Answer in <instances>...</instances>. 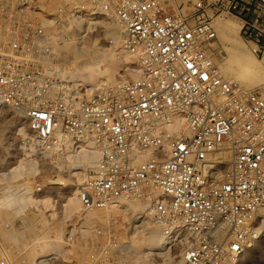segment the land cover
Wrapping results in <instances>:
<instances>
[{"label":"built area","instance_id":"1","mask_svg":"<svg viewBox=\"0 0 264 264\" xmlns=\"http://www.w3.org/2000/svg\"><path fill=\"white\" fill-rule=\"evenodd\" d=\"M13 1L2 5L0 109L22 119L38 143L78 135L96 141L99 157L79 186L83 207L155 188L161 196L153 221L166 236L183 227L167 239L159 264H237L264 208V88L243 91L220 77L208 42L216 36L213 20L230 16L248 51L261 58L264 0H114L141 77L81 96L46 75L52 36L73 23L72 7L60 3L48 27L50 16L18 11ZM93 7L94 0L82 5L92 20ZM171 111L182 114L187 133L166 151L161 125Z\"/></svg>","mask_w":264,"mask_h":264},{"label":"bare ground","instance_id":"2","mask_svg":"<svg viewBox=\"0 0 264 264\" xmlns=\"http://www.w3.org/2000/svg\"><path fill=\"white\" fill-rule=\"evenodd\" d=\"M15 2L13 1V6L18 11H24L41 18L50 16V18H46L48 21L42 19L46 22V24L43 23V26L48 27V23L55 22V18L51 15H56L57 12L55 11L60 7L58 6L60 3L66 2L72 7L74 21L71 25L67 27L65 25L64 28L60 29V36H52L54 52L47 58L46 75L56 85H62L70 90H77L81 96L82 93H95L104 88L114 87L126 82V77L119 74L121 71L129 75V81L140 79V57L138 54L131 52L128 46L125 30L116 17L114 0H110L108 3L109 13L103 11L110 19L103 45L96 43L94 40L89 44L87 43L88 45L85 43L89 36L85 33L86 28L92 26V30H94L95 24L94 11L91 14L93 20L86 13V9L85 12L82 11V5L86 7V0H57L53 6L49 5L50 0H23L22 2L18 0ZM35 10L41 12H35ZM211 25L217 33L221 46V50L212 57L220 77L237 83L243 91L252 90L256 87L264 88V55L257 60L248 53L239 39L240 24L217 17ZM57 55L62 58L61 64L57 60ZM57 61L58 64L53 65ZM161 128L165 136L168 137L164 140L166 151L169 150L170 144L175 139L187 133L185 120L179 111L168 113L162 122ZM29 135L30 145L26 147L27 149H24L37 158L20 161L11 169L0 174V211L7 210L10 214L20 215L32 205L31 186L14 184L18 183L24 176L37 174L38 170L33 160L38 161V157L45 156L53 161L52 163L56 168L67 172V177L75 178L73 186L70 187L71 194H69L70 196L67 198L65 205L67 216L72 213L80 214L82 224L86 227L91 225L118 227V218H121L120 225L127 222L128 225L122 227L124 231L122 237L120 236V239L126 240L120 244V251L124 253L127 261H137L141 264L138 261L145 260L147 256L152 254V251H166L167 239H172L177 231L183 229L182 226H179L170 235L166 236L153 221L152 208L155 201L161 196L159 190L155 188H150V193L145 197H118L111 200L103 208H84L79 196L81 191L79 186L82 184L80 182L85 178L88 170L90 169L91 172L94 169L99 157V146L96 141L88 135H78L75 138H64L63 136L53 143L41 144L35 141L30 130ZM149 153L150 150L142 152L137 160L144 161L149 157ZM223 158L224 161H228L225 154ZM59 181L66 183L62 176ZM40 202L47 204L46 199ZM260 214L262 220L257 229L256 237L254 240L248 241L247 247L236 262L237 264H242L243 259L254 253L256 246L264 241V208L260 210ZM84 232L83 230L82 233ZM1 235L6 239V233L2 232ZM9 238L15 241V234L10 235ZM56 241L60 244L64 243L60 238ZM52 242L54 241L45 243L42 251L43 257L38 258L35 261L36 264L44 263L51 256L65 255L64 250L60 249L61 245L51 244ZM3 259L8 262L4 256L0 257V262Z\"/></svg>","mask_w":264,"mask_h":264},{"label":"rangeland","instance_id":"3","mask_svg":"<svg viewBox=\"0 0 264 264\" xmlns=\"http://www.w3.org/2000/svg\"><path fill=\"white\" fill-rule=\"evenodd\" d=\"M55 2L57 0H50L49 5L53 6ZM102 3L103 0H94V30L86 39V44L91 43L92 40L101 45L105 42L106 29L109 28L110 19L103 11L105 13L109 11V4L108 6H103ZM2 5L3 0H0V27H3L4 23V11L2 9L5 6ZM220 19L240 24L230 16L220 17ZM215 34V38L208 42L212 57L221 50L216 31ZM2 39V36H0V42ZM244 47L248 51L245 45ZM248 53L254 57L249 51ZM59 56L57 55L56 57L61 64L62 58ZM255 59L258 60L260 57ZM56 64H58V61L53 65ZM122 72L119 73L120 76H125V80L129 81V75ZM29 141L30 135L27 124L10 110L6 108L0 109V174L11 169L20 161L37 158L25 151L26 147L30 145ZM26 154H29L30 157ZM38 158V161L33 160L38 173L33 176H24L18 183L14 184L31 186L32 205L20 215L10 214L7 210L0 211V257L4 256L9 264H36L35 261L43 257L42 251L45 243L53 240L54 242L51 244L61 245L60 249L64 250L65 255L51 256L48 258L49 260L42 264H139L137 261H127L124 253L120 251V244L126 241L122 238L120 239L124 231L122 227L127 226V222H123V225H120L121 218H118L119 225L117 226L119 228L114 226L100 227L101 225L86 227L82 224L83 221L80 214L72 213L67 216L65 205L67 198L70 196L69 194H71L70 187L73 186L75 178L67 177V172L56 168L49 157L40 156ZM90 173L89 169L80 184ZM61 176L66 180L65 184L59 181ZM43 199L47 200V204L40 202ZM83 230L85 231L84 233H82ZM2 232L7 234L6 239L2 237ZM13 234L16 237L15 241L9 238ZM59 238L64 243L60 244L56 241ZM257 246L254 253L243 259L242 264H264V241H261ZM180 249L181 246H178L170 257L177 256ZM161 255L168 256L166 251H152V254L147 256L145 260L138 262H141V264L143 262V264H159L161 260H156V257Z\"/></svg>","mask_w":264,"mask_h":264}]
</instances>
